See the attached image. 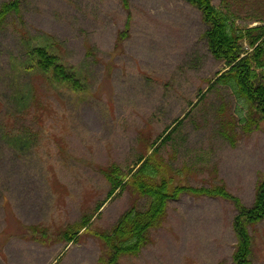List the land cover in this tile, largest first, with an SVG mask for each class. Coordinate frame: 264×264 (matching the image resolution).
<instances>
[{
	"label": "rangeland",
	"instance_id": "1",
	"mask_svg": "<svg viewBox=\"0 0 264 264\" xmlns=\"http://www.w3.org/2000/svg\"><path fill=\"white\" fill-rule=\"evenodd\" d=\"M128 1L129 8L122 0H22L20 16L0 28V264H99L97 233L129 208H145L147 198L117 191L76 242L62 241V231L107 199L101 168L128 171L174 126L161 155L189 168L188 183L224 184L253 205L264 175V119L249 116L228 86L211 87L224 63L209 51L201 12L184 0ZM213 4L241 28L264 25V0ZM38 41L83 91L26 69ZM254 118L257 126L246 128ZM229 125L235 145L223 135ZM236 213L229 200L183 194L141 253L120 264H234ZM249 230L253 264H264V220Z\"/></svg>",
	"mask_w": 264,
	"mask_h": 264
},
{
	"label": "trees",
	"instance_id": "2",
	"mask_svg": "<svg viewBox=\"0 0 264 264\" xmlns=\"http://www.w3.org/2000/svg\"><path fill=\"white\" fill-rule=\"evenodd\" d=\"M184 1L201 12L207 25L203 35L209 51L225 65L224 71L217 74L211 87L216 84L228 86L243 106L250 109L249 116L256 111L260 118L264 119V25L241 28L234 13L218 8L213 4V0ZM122 2L125 8H129L128 0ZM21 4L22 0H11L1 5L0 28L8 16H20ZM129 30L128 21L125 30L118 36L119 43L128 38ZM88 54H91V50ZM26 65L29 71L43 74L50 84L63 85L74 92L84 90L81 80L60 62V58L52 53L48 44L44 46L38 41V44L30 46ZM257 123L254 118L246 128H251L253 124L257 126ZM170 128L168 127L165 134ZM177 128L174 126L157 147L154 148L161 136L148 146L146 153L141 155L128 171H124L117 164L100 169L110 185L106 200L117 191L121 193L129 187L133 194L147 198L148 204L143 209L129 208L109 231L97 233L104 247L99 264H120L123 257L138 256L149 242L151 229L161 226L165 220L169 202L179 199L183 194L219 197L231 201L237 210L233 218V230L237 239L233 253L234 264H253V237L249 228L264 220V175L256 187L252 206L245 205L240 198L231 194L224 184L192 186L187 181L189 168H174L161 155V147L171 140ZM223 128V135L235 145L236 127L229 125ZM106 200L98 204L93 213L85 214L80 221L69 224L62 231L61 240L68 244L76 242L81 232L89 228ZM28 228L37 233L36 227ZM42 233L44 234V231Z\"/></svg>",
	"mask_w": 264,
	"mask_h": 264
}]
</instances>
